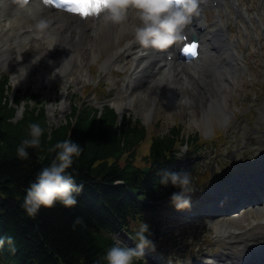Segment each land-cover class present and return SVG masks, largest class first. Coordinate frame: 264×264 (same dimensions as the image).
I'll return each mask as SVG.
<instances>
[{
    "label": "trees",
    "instance_id": "obj_1",
    "mask_svg": "<svg viewBox=\"0 0 264 264\" xmlns=\"http://www.w3.org/2000/svg\"><path fill=\"white\" fill-rule=\"evenodd\" d=\"M10 91L9 79L0 77V236L5 238L0 261L94 264L115 243L109 232L129 228L133 222L141 226L144 221L153 229L148 214L158 211L162 199L177 191L174 185L161 183L163 171L178 162L183 144L199 142L198 134L186 136L179 124L154 134L148 153L136 163L137 147L148 135L138 120H120L113 108L87 104L76 105L59 125L50 124L39 104H27L24 116L14 120L17 108ZM15 100L19 102V96ZM32 122L41 123L45 131L41 145L29 146L30 156L25 159L18 155L17 146L30 138ZM69 137L83 146L72 165L78 169L77 183L84 184L77 194L79 203L66 207L58 201L53 207L42 206L32 217L22 206L26 188L55 158L59 149L51 151L52 146ZM133 264H138L135 259Z\"/></svg>",
    "mask_w": 264,
    "mask_h": 264
},
{
    "label": "rangeland",
    "instance_id": "obj_2",
    "mask_svg": "<svg viewBox=\"0 0 264 264\" xmlns=\"http://www.w3.org/2000/svg\"><path fill=\"white\" fill-rule=\"evenodd\" d=\"M237 20L240 24L244 23L241 17ZM106 36L103 34L98 42L99 48L105 50L100 55L101 59L99 57L90 61L84 69L75 66L68 77L55 79L51 66L45 67L38 64L39 58H19L16 54L13 56L18 58L17 60L8 62L0 60V70L11 74L15 89L31 90L36 94H41V99L45 100L47 115L51 124H59L65 121L76 99L84 98L89 103L98 102L102 96L100 91L103 87L105 89L104 94H111L115 102L122 105L123 110L120 116L127 114V116L132 117L131 119H139L148 126L149 130H153L154 126L158 132L164 133L171 126L181 124L187 134L199 132L209 141L200 148L198 163L185 169L191 171L194 187H197V183L201 182L213 183L215 179H212V175H219L223 166H227L233 172V170L245 168L248 166L247 164L250 165L254 161L253 166L260 165L257 162L264 160V60L262 57L259 58L252 71L234 72L230 75L229 80L223 79L221 72L217 70L213 72L214 81L211 83L215 84V90H212L211 94L221 101L223 108L218 106L217 111H211L208 109L210 108L208 104H205V101L200 100L198 96L197 98L194 97L196 96L194 94H191L186 101L188 91L183 90L178 91L177 95L174 96L176 101L165 100L168 97L166 92L161 94L163 100H159L153 109V114L149 116V104L152 102L154 92L143 88V92L126 96L124 84L127 81H124L128 72L117 71L113 65L103 70L107 55L122 43L123 38L122 34H114L113 37L116 38V40H112L114 45L109 46L107 43L109 38L105 39ZM255 47L258 50L256 44ZM29 61L35 65L30 76L26 75L24 70L25 64ZM205 61L211 63L215 59L208 57ZM13 68L18 71L16 72ZM85 72L86 75H83ZM67 79L70 80V86L66 85ZM92 83H100L101 87L90 92ZM192 84L199 85V79L193 76ZM201 87L205 88L202 85ZM181 94L182 96H180ZM132 96L134 101L129 102ZM205 109L209 110L208 119L203 116ZM22 111L23 108L20 106L17 118L21 116ZM142 145H144L142 146L144 147L143 153H147V138ZM183 149L186 150V147ZM183 154L185 155V151ZM195 168L196 170H194ZM194 175L197 182L194 180ZM223 176L224 174L221 177ZM201 192L205 191L201 190ZM255 215L254 210L239 215L238 219L241 218L239 221L241 225H244L245 221L254 220ZM176 220L180 221L179 215ZM213 220V218L206 216V218H198L193 225L183 227L182 232L185 238L181 240L194 246L193 251H196L199 246L207 245L208 249L213 247L216 248V253L221 252L226 239L217 232L212 224ZM232 227L238 228L233 224ZM183 252H185V248H183ZM189 252L190 250L187 253Z\"/></svg>",
    "mask_w": 264,
    "mask_h": 264
},
{
    "label": "bare ground",
    "instance_id": "obj_3",
    "mask_svg": "<svg viewBox=\"0 0 264 264\" xmlns=\"http://www.w3.org/2000/svg\"><path fill=\"white\" fill-rule=\"evenodd\" d=\"M44 2L42 0H35L33 2H30L27 5H21L17 7L16 10L9 11V9H6L4 12H0V54L4 56H10L13 55V53H16L20 50V52L24 51V54H19V58H35L39 56V58H45V62L43 63L44 66L46 65H52L55 69L54 73L57 77H59L61 74H68L71 72V69L76 64H80L82 66L85 63H89L90 60L97 58L98 54L100 53L97 49V45L95 48V40L100 36V30H106V29H116L119 28V26H122L123 28H128L133 31L134 27V20L136 17V11L132 12V10L129 9L128 11V17L125 21L122 22H111V21H105L102 17L101 20L97 21L96 24H99V28L94 31V28H89L92 31L88 32L87 27L90 26L93 20L88 21V19L81 20L77 16L73 15H67L63 14L60 15L61 12L53 11L51 8H47L43 5ZM58 18L59 22L54 26H48V28H42L38 26L41 25V23L46 22H52L54 19ZM49 19V20H48ZM132 19V23L130 21ZM130 22V23H129ZM36 26V29L31 32L28 28ZM123 30V29H122ZM197 35L202 36V32L194 28L193 30ZM221 29H216V31H213L210 33V37H207L206 40V48H205V54L209 56V54L212 55L211 49H216L217 51L222 47L224 42V36ZM215 35V38H214ZM32 39V41H29ZM111 38L109 37L108 44L110 45ZM98 44V43H97ZM54 45V46H53ZM53 46V47H52ZM225 46V45H224ZM52 47V48H51ZM134 49L133 43L126 42V44L121 47L120 49H117L114 53L108 56L105 65L113 64L117 61H120V56L124 52H131ZM165 50V49H163ZM58 51L57 58H52V53H55ZM170 51V50H169ZM136 53V52H135ZM174 55H177L176 51H173ZM138 54V52H137ZM139 55V54H138ZM155 55V54H153ZM161 55V54H157ZM169 55V52L168 54ZM162 56V55H161ZM178 56L175 57V60ZM126 58V57H125ZM18 58H16L17 60ZM137 60V66L132 68V73L128 79L129 82H135V88L139 81L144 79V76L146 74H141L137 80H133L132 76L133 74L138 75L141 71L138 72V66L143 63V58H136ZM162 61V59H158L155 61V64H158ZM131 61H128L127 64H129ZM31 63L28 62L25 65H30ZM216 64L220 67H223L227 72L232 71V67L235 68L236 64L233 62L229 69L222 65L218 60H216ZM163 66L168 67V71L161 73L164 76H153L152 81H155L152 85L151 92L153 93V98L151 104H149V110L148 114L151 116L153 114V109L158 104L159 100H163L162 89L166 90H172L171 97L174 96L175 90L171 87L172 82H181L187 85L186 88H182L183 86L181 84L175 85V88L181 92L183 90L188 91V96L186 97V101L189 98L191 94H194L197 98L199 97L200 100L205 101V104H208V106L211 108H208L211 111H217L218 106L223 108V105L219 99L214 97L213 94H211L212 90H215V84L211 83V81H214V77L210 74L204 75L198 73L199 85L192 84L193 76L192 74L197 73L198 66H201V68L205 69V71L213 72L211 69V66L207 65L205 62H197L192 61L190 63H177V62H167ZM151 66L148 65L146 68L143 69V71L149 72ZM155 68V67H154ZM16 72L18 71L16 68H13ZM189 70V72L187 71ZM25 70V69H24ZM217 70V69H214ZM33 71V68H31L28 72V75L30 76L31 72ZM189 74V75H187ZM27 75V73H26ZM183 76H186L188 79L183 80ZM226 78L229 79V72ZM190 81V82H189ZM70 80H67V85L70 86ZM202 86H205V88H202ZM209 87H208V86ZM182 86V87H181ZM210 95V96H209ZM182 96V94L180 95ZM178 95V97H180ZM174 100V99H173ZM172 100V101H173ZM132 97L130 98L129 102H133ZM122 108V105L119 106V109ZM123 109H121L122 111ZM209 110L204 111L203 116H206L205 118L208 119L209 117ZM263 207L261 208V212L257 213V221L264 223V203L262 204ZM248 207V205H245ZM233 222H230V220H227L226 217H221L218 220L214 222V225L217 229H219V232H223L224 235L228 236V238H241L240 235H247V232L249 229H245L244 231H240L242 227L240 221L238 220L235 224V226L240 228H235L234 230H231V225ZM231 224V225H230ZM261 228V227H260ZM222 229V230H221ZM261 232L256 234L254 238L252 239L255 242L263 243L264 244V227L261 228ZM225 254L219 259V261L223 260L225 257Z\"/></svg>",
    "mask_w": 264,
    "mask_h": 264
},
{
    "label": "clouds",
    "instance_id": "obj_4",
    "mask_svg": "<svg viewBox=\"0 0 264 264\" xmlns=\"http://www.w3.org/2000/svg\"><path fill=\"white\" fill-rule=\"evenodd\" d=\"M199 3L200 0H99L98 9H89L88 14L103 13L105 21L122 22L127 19L129 8H134L140 21L133 27L134 42L144 47L166 49L173 42L181 39L186 26L191 23L194 15L199 14ZM40 26L43 27V23ZM44 131V127L39 122L30 124V138H24L17 146L21 158H29V146L41 145ZM57 149L59 151L56 152L52 162L42 167L26 188L22 206L32 217L39 213L42 206L53 207L58 201L66 207L79 203L77 194L83 191L84 184L77 183L78 169L73 168L72 165L83 152V146L79 141L69 137L57 141L50 150ZM161 183L178 188L170 195V200L176 208L190 206L192 194L196 190L192 184L190 170L165 171ZM81 219L78 217L77 222ZM138 236L140 239L136 246H129L117 238L116 242L107 249L106 254L94 264H102L105 259L108 264H133L135 258L145 256L147 247L155 248L148 222L144 221L140 226ZM7 240L11 242L13 237L9 236ZM4 243L5 238L0 236V248Z\"/></svg>",
    "mask_w": 264,
    "mask_h": 264
},
{
    "label": "snow or ice",
    "instance_id": "obj_5",
    "mask_svg": "<svg viewBox=\"0 0 264 264\" xmlns=\"http://www.w3.org/2000/svg\"><path fill=\"white\" fill-rule=\"evenodd\" d=\"M100 6L99 0H95L94 3L81 4L75 10L83 12L85 15L88 14L89 9L97 8ZM197 47V44L193 42L192 44L187 45V49H194Z\"/></svg>",
    "mask_w": 264,
    "mask_h": 264
}]
</instances>
